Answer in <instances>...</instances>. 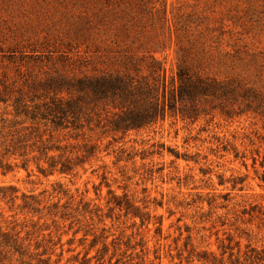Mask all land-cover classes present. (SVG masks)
Instances as JSON below:
<instances>
[{
	"label": "rangeland",
	"instance_id": "obj_1",
	"mask_svg": "<svg viewBox=\"0 0 264 264\" xmlns=\"http://www.w3.org/2000/svg\"><path fill=\"white\" fill-rule=\"evenodd\" d=\"M150 58L169 76L184 66L225 84L231 95L205 103L196 125L169 119L124 141H104L103 162L74 178L0 173V187L48 195L59 185L74 200L63 221H39L22 215L20 203H0V229L21 232L25 251L1 248L0 264H40L44 251L59 264H83L86 255L91 264L112 257L111 264H157V255L161 264H229L221 249L228 237L233 248L241 243L243 264L247 246L264 256V227L241 215L264 204V0H0V81L16 89L56 73L133 72L130 63L144 70ZM121 147L136 158L116 164L111 152ZM113 195H126L150 215L149 224L110 212ZM212 196L226 209H210Z\"/></svg>",
	"mask_w": 264,
	"mask_h": 264
},
{
	"label": "trees",
	"instance_id": "obj_2",
	"mask_svg": "<svg viewBox=\"0 0 264 264\" xmlns=\"http://www.w3.org/2000/svg\"><path fill=\"white\" fill-rule=\"evenodd\" d=\"M130 66L133 72L115 71L84 76L56 73L45 79L31 78L17 89L14 82L0 81L1 175L22 170L29 178L35 174L43 178L54 175L74 178L93 161L103 162L101 155L108 150L107 146L102 147L104 141H124L132 133L153 130L169 119L196 125L206 115L203 108L205 103L231 95L225 84L192 73L184 66H178L176 73L170 76L164 64L154 58H150L144 70L138 69L135 63H130ZM111 153L116 154L117 164L123 162L126 150L121 147ZM174 156L176 159L182 158L177 153ZM126 157L131 161L136 155L131 157L128 154ZM145 159L141 158V161ZM182 160L187 163L191 161L187 157ZM252 160L255 168L257 160ZM260 166L263 170L260 180L264 183V161ZM244 168H247L245 163ZM220 197L212 196L207 206L214 210H225L226 207L221 204L218 207L215 203ZM57 198L58 202H53ZM60 198H67L68 202L61 205ZM0 203L11 207L20 203L17 209L22 215L39 217V221L46 217L63 221L69 217L74 200L59 185L48 195L46 191L38 195L35 191L21 193L15 186L6 185L0 187ZM108 205L110 212L117 210L124 217L139 219L142 227L149 224L150 215L141 213L139 206L126 195L121 199L113 195ZM74 211L77 212V208ZM84 212L87 214L86 210ZM88 213L91 214V211ZM241 215L248 217L249 222L257 220L264 227V204L242 210ZM107 218L112 219L111 216ZM13 224L11 231L15 232L18 223ZM159 226L161 228V223ZM105 227H102V233ZM20 234L16 232L12 235L0 229V250L10 248L7 253L13 251L22 256L25 251L21 248L23 240ZM227 241L229 245L221 248L222 256L228 253L229 264H243L239 257L241 243H235L237 251L234 256L232 239L228 237ZM38 245L35 246L36 250L39 249ZM106 248L108 246L104 244L101 251L106 253ZM246 249L249 250L243 255L246 264H264L262 253L250 246ZM51 256L44 251L39 263L59 264L53 262ZM155 261L161 264L158 255ZM97 262L104 264L102 258ZM120 262L116 260L115 264H125ZM83 264H91L87 255ZM141 264H146L145 259ZM220 264L224 262L220 261Z\"/></svg>",
	"mask_w": 264,
	"mask_h": 264
}]
</instances>
